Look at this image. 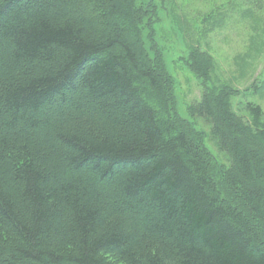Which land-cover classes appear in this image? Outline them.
Segmentation results:
<instances>
[{
	"label": "trees",
	"instance_id": "16d2710c",
	"mask_svg": "<svg viewBox=\"0 0 264 264\" xmlns=\"http://www.w3.org/2000/svg\"><path fill=\"white\" fill-rule=\"evenodd\" d=\"M149 10L0 0L1 264H264V111L191 51L211 165L143 46Z\"/></svg>",
	"mask_w": 264,
	"mask_h": 264
},
{
	"label": "rangeland",
	"instance_id": "374dc122",
	"mask_svg": "<svg viewBox=\"0 0 264 264\" xmlns=\"http://www.w3.org/2000/svg\"><path fill=\"white\" fill-rule=\"evenodd\" d=\"M133 1L150 9L141 39L166 75L173 116L192 130L211 165L222 161L198 108L209 83L193 69L190 54L196 47L208 53L213 76L248 94L264 111V0Z\"/></svg>",
	"mask_w": 264,
	"mask_h": 264
}]
</instances>
